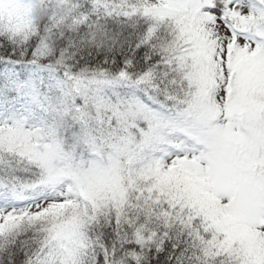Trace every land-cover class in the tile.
I'll use <instances>...</instances> for the list:
<instances>
[{
  "label": "snow or ice",
  "instance_id": "6c2138e0",
  "mask_svg": "<svg viewBox=\"0 0 264 264\" xmlns=\"http://www.w3.org/2000/svg\"><path fill=\"white\" fill-rule=\"evenodd\" d=\"M0 264H264V0H0Z\"/></svg>",
  "mask_w": 264,
  "mask_h": 264
}]
</instances>
